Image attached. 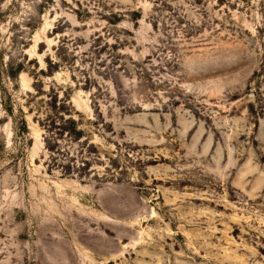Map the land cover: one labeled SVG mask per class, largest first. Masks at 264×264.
Instances as JSON below:
<instances>
[{"label":"rangeland","instance_id":"374dc122","mask_svg":"<svg viewBox=\"0 0 264 264\" xmlns=\"http://www.w3.org/2000/svg\"><path fill=\"white\" fill-rule=\"evenodd\" d=\"M0 264H264V0H0Z\"/></svg>","mask_w":264,"mask_h":264}]
</instances>
